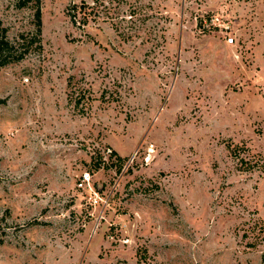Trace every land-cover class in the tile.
<instances>
[{
    "label": "rangeland",
    "instance_id": "374dc122",
    "mask_svg": "<svg viewBox=\"0 0 264 264\" xmlns=\"http://www.w3.org/2000/svg\"><path fill=\"white\" fill-rule=\"evenodd\" d=\"M39 36L0 66V264H264V0H41Z\"/></svg>",
    "mask_w": 264,
    "mask_h": 264
},
{
    "label": "trees",
    "instance_id": "16d2710c",
    "mask_svg": "<svg viewBox=\"0 0 264 264\" xmlns=\"http://www.w3.org/2000/svg\"><path fill=\"white\" fill-rule=\"evenodd\" d=\"M14 3L18 8L31 7L33 9L35 30L28 35L20 34L13 43L7 37V28L0 21V66L22 59L34 45L35 48H41L39 36L41 30V0H14ZM82 6L86 8V5ZM75 98V105L78 106L81 100L85 98V95L78 92ZM81 110H83L82 107ZM120 160L121 158L118 157V161ZM97 164L96 166L98 168L100 163ZM119 169L120 166L118 167ZM260 230L262 231V238H264V224L260 226Z\"/></svg>",
    "mask_w": 264,
    "mask_h": 264
},
{
    "label": "built area",
    "instance_id": "2783aa9c",
    "mask_svg": "<svg viewBox=\"0 0 264 264\" xmlns=\"http://www.w3.org/2000/svg\"><path fill=\"white\" fill-rule=\"evenodd\" d=\"M227 41L229 42V43H232L233 42V38L232 37H229L228 39H227ZM84 178H88V173H85L84 174Z\"/></svg>",
    "mask_w": 264,
    "mask_h": 264
}]
</instances>
